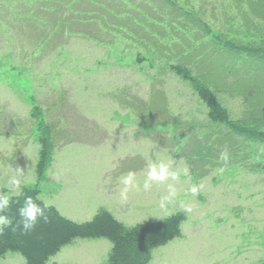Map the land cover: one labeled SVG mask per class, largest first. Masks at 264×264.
Returning a JSON list of instances; mask_svg holds the SVG:
<instances>
[{"label":"rangeland","instance_id":"1","mask_svg":"<svg viewBox=\"0 0 264 264\" xmlns=\"http://www.w3.org/2000/svg\"><path fill=\"white\" fill-rule=\"evenodd\" d=\"M169 1L188 22L174 23ZM232 43L264 45V0H0V186L12 197L21 192L13 176L41 182L39 106L53 145L39 185L45 203L77 222L112 209L129 226L190 206L184 236L155 248L149 264H264V141L210 122L171 69L189 67L233 119L264 125V63ZM156 160L187 169L168 182L177 195L166 210L167 184L142 190ZM130 171L141 190L122 202L119 177ZM111 247L107 238H76L47 264H106ZM0 264L26 263L9 252Z\"/></svg>","mask_w":264,"mask_h":264},{"label":"trees","instance_id":"2","mask_svg":"<svg viewBox=\"0 0 264 264\" xmlns=\"http://www.w3.org/2000/svg\"><path fill=\"white\" fill-rule=\"evenodd\" d=\"M167 5L170 7L171 14L176 15L174 23L188 22L185 18L190 16L188 12H184L185 17L182 18L178 16L176 9L181 12L183 8H179L170 1ZM188 47L192 46L189 44ZM229 47L245 57H253L256 65L264 63V45L241 47L232 43ZM171 69L191 84L198 98L207 106V117L210 122L227 125L232 132L247 140L264 141V128L262 127L264 125L260 124L257 117L245 121L233 119L229 108L219 100L215 90L197 74H194L189 67L174 64ZM34 111L33 118L38 124L40 145L37 174L41 181L52 160V131L47 123L44 110L37 106ZM261 118H264V115L259 117ZM0 192L7 194L8 189L0 186ZM40 192L41 190L36 186H24L18 195L10 197L9 208L4 214L12 219L13 227L19 223V228L22 229L23 218L19 215V210L25 206V199L31 196L37 204L47 205L45 213L49 216V222L41 221L35 230L28 234H22L20 229L13 231L12 227L5 226L3 232H0V258L9 252H15L24 257L26 264H47L64 246L71 244L76 238L103 237L112 243L106 264H149L155 248L184 236L182 223L188 219L185 211H177L158 220H144L129 226L117 219L108 209L101 207L91 220L77 222L64 216L55 205L45 203L40 198Z\"/></svg>","mask_w":264,"mask_h":264},{"label":"clouds","instance_id":"3","mask_svg":"<svg viewBox=\"0 0 264 264\" xmlns=\"http://www.w3.org/2000/svg\"><path fill=\"white\" fill-rule=\"evenodd\" d=\"M220 159L227 162L230 159L229 153L224 151L220 154ZM17 172L23 174V170L20 168L16 169ZM187 174V169H173L168 163L160 160L149 161L146 171V176L143 181L142 190L147 192L150 191L153 184H167L168 194L161 197L159 201V207L166 210L177 195V188L174 184L168 183L169 181H179L181 174ZM26 177L24 178V183ZM21 179L17 176H13L10 180V184L16 188L21 186ZM119 183L122 187L119 190V197L122 202H126L129 198V193L133 190L140 191L141 185L137 181V174L135 172H128L119 177ZM201 186H193L189 189L192 196L199 194ZM39 199V197H37ZM40 200V199H39ZM25 206L20 208L19 215L23 218V228H19V223L13 227V221L7 215L4 214L5 210L9 208L10 196L6 193L0 192V232H3L5 226L12 227L13 231L20 229L22 234H28L35 230L37 225L43 221L44 223L49 222V216L45 213V207L34 202L31 196H28L24 201ZM186 213H190L192 208L190 206L184 209Z\"/></svg>","mask_w":264,"mask_h":264},{"label":"crops","instance_id":"4","mask_svg":"<svg viewBox=\"0 0 264 264\" xmlns=\"http://www.w3.org/2000/svg\"><path fill=\"white\" fill-rule=\"evenodd\" d=\"M38 140V139H37ZM39 152H40V145H39ZM39 158H40V154H39ZM51 159H52V155H51ZM39 162V161H38ZM51 162H52V160H51ZM51 162H50V164H51ZM50 164H49V166H50ZM38 165V164H37ZM49 166H48V168H49ZM48 168H47V170H48ZM47 170H46V172H45V175H44V178L41 180V182L43 181V180H45L46 179V177H47ZM41 182H40V184H41ZM39 184V185H40ZM39 185L38 184H36L35 186L36 187H38L39 188ZM24 186H28V185H26V184H21V186L19 187L21 190H22V188L24 187ZM30 186H33V185H30ZM35 186H33V187H35ZM2 187H5V186H2ZM5 188H7V187H5ZM8 189V188H7ZM40 189V188H39ZM41 190V189H40ZM8 191H9V189H8ZM120 209L119 210H122L123 211V208H121V204L120 203H117L116 204ZM58 208V207H57ZM59 209V208H58ZM108 209V208H107ZM109 210V209H108ZM60 211V210H59ZM110 212H112V214L117 218V216H116V214L113 212V210L112 209H110L109 210ZM61 212V211H60ZM62 213V212H61ZM63 214V213H62ZM68 217V216H67Z\"/></svg>","mask_w":264,"mask_h":264}]
</instances>
